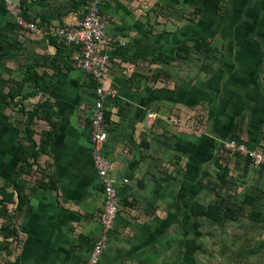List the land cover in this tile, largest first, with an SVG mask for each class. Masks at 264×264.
Here are the masks:
<instances>
[{
	"label": "crops",
	"instance_id": "0c3cea01",
	"mask_svg": "<svg viewBox=\"0 0 264 264\" xmlns=\"http://www.w3.org/2000/svg\"><path fill=\"white\" fill-rule=\"evenodd\" d=\"M95 1L24 0L42 31L32 33L18 31L0 0V82L8 78L6 96L0 86V105L10 102L14 81H24L29 67L40 63L37 72L50 92L25 98L37 89L25 82L17 102L28 111L38 109L35 129L40 122L42 139L52 140L49 151L36 159L45 177L41 181L49 187L26 181L29 199L18 215V234L10 239L0 234V264H85L102 236L105 195L90 141L94 82L67 65L70 46L43 34L58 25H76ZM99 5L109 17L107 36L125 43L110 52L117 93L105 103V154L112 161L121 211L100 264H142L145 254L138 258L139 253L147 246L158 248L157 234L178 226L191 243L194 236L208 235L203 223L212 219L193 212L220 204L225 196L231 208L242 207L239 219L249 223L244 231L264 228V169L223 149L235 136L251 149L264 148V0H102ZM183 5L194 10L192 16L200 13V20L161 19ZM216 35L222 36L217 56L192 52L193 45L203 49L196 42ZM50 106L54 114L48 119ZM15 109L14 119L26 122L19 107L10 110ZM4 123L0 187L24 164L18 160L23 133L17 135L19 128L8 116ZM219 165L229 170L225 185ZM20 177L30 180L28 174ZM201 240L203 248L207 239ZM18 243L17 256H10Z\"/></svg>",
	"mask_w": 264,
	"mask_h": 264
},
{
	"label": "built area",
	"instance_id": "2783aa9c",
	"mask_svg": "<svg viewBox=\"0 0 264 264\" xmlns=\"http://www.w3.org/2000/svg\"><path fill=\"white\" fill-rule=\"evenodd\" d=\"M3 1L18 31L32 33L41 31L37 23L26 19L23 15L24 0ZM101 2L102 0H96L88 5L76 25H58L52 30L43 31V34L56 37L59 43L72 47L73 51L67 59V65L84 71L94 82L93 91L96 101L91 118L90 141L94 150L93 163L103 186L105 201L100 216L102 236L95 243L85 264H100L121 211L119 192L111 176L112 161L105 154L109 139L105 103L109 97H114L117 93L111 83L113 60L110 52L125 43L118 36H107V27L110 22L109 17L99 5ZM223 149L230 157H247L254 167L264 169V148L251 149L245 140L235 136L223 143Z\"/></svg>",
	"mask_w": 264,
	"mask_h": 264
},
{
	"label": "rangeland",
	"instance_id": "374dc122",
	"mask_svg": "<svg viewBox=\"0 0 264 264\" xmlns=\"http://www.w3.org/2000/svg\"><path fill=\"white\" fill-rule=\"evenodd\" d=\"M185 8L188 7H186L185 5L174 7L173 9L168 11L170 12L168 15L162 13L161 19L164 20L170 18L174 20L186 19V20H191V22L194 23L197 22L196 21L197 19L200 20V17H202L200 13L197 12L194 13V16H192L194 10L191 12L189 9L186 10ZM224 29H226L227 31L228 27L226 26L224 27ZM235 33H241V32L236 31ZM213 37L214 39L212 40L207 39L208 41H206L204 40L205 38L201 40L202 43H208L210 49L206 47H202L203 49L200 50L193 45L192 52L198 51L202 53H209L207 56L208 58L217 56L218 52L222 51L220 44H218L219 42H221L222 36L221 35L210 36V38ZM235 37L237 38V36ZM192 58H194V56H192ZM7 81L8 78L4 77L2 78V82H0V86L2 88L1 94L3 96L4 95L6 96L7 94L5 92L6 88H4L7 86V83H5ZM8 102L9 101H7L3 105L4 108L0 105V131H2V133H5L7 131L6 130L7 125L4 123V121H5V117L8 116L9 118L15 121L17 125L16 127L19 128L17 135L18 133L19 134L23 133L21 137V140L23 142L22 144L30 145V143L26 141V137L28 134L26 132L25 120L14 119L15 117L14 112L16 111V109L12 112V110L10 109H13V107H10L8 105ZM35 126L36 124L34 123V125L32 126V130L34 132L32 137L39 145L42 141H44V139H42V136L45 133V128L43 127V124H41L40 122L37 123V127H36L37 130L35 129ZM26 163H29V161H27ZM40 168H41L40 165H38V167L35 168V170L33 169V171H31L30 174H28L30 175V180L20 177L19 178L20 187L21 185L23 186L24 184L26 187L27 186L26 181L35 184L38 180H41L42 178L44 179L45 177L43 176ZM9 191L10 192H7L8 193L7 198H0L3 199L4 203L6 202L5 204L6 206L0 209V224H2L4 228L15 224L17 228L20 224L19 223L20 221L18 220L19 219L18 215H20V213L22 212V211L17 212L19 191L18 190L17 191L14 190L13 192H11V190ZM226 197L227 196H225V198ZM230 201L231 200L229 199L228 202ZM226 202L227 200H225V203ZM220 206H221V211L219 216L214 220L212 219L214 221L212 223L213 225L210 223L212 221V220L210 221V219H206V222L204 221L203 223V228L207 229L205 233L207 232L208 235H204L203 237L194 236L195 240L194 242L191 243L189 236L185 235V231L182 228V226L181 227L178 226L175 229L169 231H161L160 233L157 234V238L160 237V241L158 242V248H154V250L152 251V249L149 248L151 246H147L144 251L139 253L138 258H141L145 254L144 259L142 260L145 262H141V263L142 264H264V228L260 227L259 229L256 230L247 228V230L244 231L245 225L249 224L246 223L247 220L243 218L239 219L240 215L238 214H236L234 220H231V218L229 217L230 208L227 209L226 213L223 212L225 211L223 207L224 208L230 207V203H227L225 205L221 203ZM207 220L210 222H208ZM237 226L239 227L241 234H238L239 232L236 230ZM0 231L1 234L2 230L0 229ZM196 231L200 232L198 230ZM167 232L170 233L168 234ZM234 233H237L238 235L236 236ZM177 234L179 237L177 236ZM201 238H203V241L207 239L205 246H203V248L200 245V243H202ZM17 240H19V238ZM156 241L157 239L155 240V243ZM19 245L20 243L16 244L14 248L11 249L12 251H8L7 253L10 256H17ZM2 257L6 258V255ZM16 261L8 262L6 264H13Z\"/></svg>",
	"mask_w": 264,
	"mask_h": 264
},
{
	"label": "trees",
	"instance_id": "16d2710c",
	"mask_svg": "<svg viewBox=\"0 0 264 264\" xmlns=\"http://www.w3.org/2000/svg\"><path fill=\"white\" fill-rule=\"evenodd\" d=\"M22 7H23V15L25 16V18L38 24V22L36 20H33L29 17L28 10L26 8V2L23 1ZM53 38H55V40H57L56 37H53ZM196 44L200 45L201 48L206 47V48L210 49V47L208 46V43H202L199 41V42H196ZM72 51H73V48L71 47V52ZM162 60H164L165 62H169L170 57L162 56ZM40 66H42L40 63L39 64L37 63V65L30 66L28 69V75H26L24 81H22V82L14 81V83L17 85V88H15V89L12 88L9 95H8L10 97V102H8V105L10 107H13V108L19 107V112H21L22 114H24L27 117V119H26V132L28 135L26 137V141H28L30 143V145L25 144L21 147L22 151L18 157V160L22 161L24 164L20 167V169L17 173V176L15 178H13L9 183H7L6 186L0 187V195L4 196L3 198L8 197V195L6 194V189L9 187H13L14 190L19 191L17 212H21L25 208V206L27 205L28 199H29L28 195L25 193V189H24L25 185H23V186L21 185L22 188L19 185V178H20V176H23L25 174H30L31 170L38 167L36 159L39 157V155L41 153H47L49 151L48 148H49L51 141H52L51 137H49L48 139L42 141L39 145L37 144V142L32 137V135L34 134V132L32 130V126L34 125L35 119L38 116V109H35L33 111H28L26 109V106L23 103L17 102L18 98L22 96V90H23L25 82L32 81L37 86V89L31 95H25V98H29L30 96L36 95L39 92H46V93L50 92V90H51L50 87L43 86L44 85V78L37 72V68ZM47 105L43 104L41 106L43 107V106H47ZM49 111H50V113H49L48 119L49 118L51 119L52 115L54 114V112L51 109V106H50ZM27 156H28V158L32 159V161H33L32 163H29V164L26 163L25 164V162H27L26 161L27 159H25ZM218 177H219L222 185H225L227 183L228 178H229V170L226 166L219 165ZM38 185H40L43 188L49 187L48 184H45L41 180L38 181ZM225 200H226V198L223 197L221 203L225 204ZM221 203L219 205L218 204L210 205L209 207H207V209L201 206L198 210H196V212L194 210L193 213L196 216H206V217H209V218L214 220L220 214ZM0 205H4L3 199H0ZM229 208H230V216L229 217L231 218V220L235 219L236 214H238L239 211L240 212L243 211L242 207H239L238 209H232L231 207H229ZM11 226L6 227V228H2V234L1 235H4V237L6 239H10L12 237L16 238V236H17L16 234H18L16 225L13 224V227H11ZM13 264H19V261H16Z\"/></svg>",
	"mask_w": 264,
	"mask_h": 264
}]
</instances>
